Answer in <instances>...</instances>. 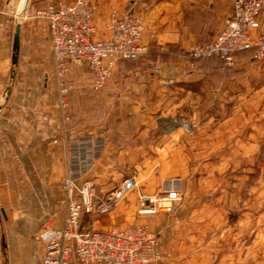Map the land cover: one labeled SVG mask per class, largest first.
Returning a JSON list of instances; mask_svg holds the SVG:
<instances>
[{
	"label": "crops",
	"instance_id": "obj_1",
	"mask_svg": "<svg viewBox=\"0 0 264 264\" xmlns=\"http://www.w3.org/2000/svg\"><path fill=\"white\" fill-rule=\"evenodd\" d=\"M42 1L46 0H31L21 19L15 81L0 112V264H42L45 245L34 236L43 232L45 222L59 227L65 213V195L60 190L67 171L65 136H82L84 128L95 123L104 125L108 139L91 173L99 196L114 190L132 170L147 196L159 194L173 178H181L186 191L172 213L148 218L138 217L131 195L101 216L93 224L95 230L148 224L167 252L163 264H264V166L257 160H242L234 165L236 175L229 176L224 158L218 163L221 175L213 176L211 154L202 173L195 159L197 153L215 149L228 153V120H219V128L212 129L214 118L203 117L216 99L220 104L235 100L242 112L234 127L237 152L261 153L257 147L264 142V86H256L264 61L255 60L252 51L241 52L238 66L232 69L241 82L236 83V93L228 95L222 92L226 83L220 82L217 91L218 85L206 79L214 67L199 69L187 59L191 47L206 45L220 34L235 0H172L177 14L169 20L156 16L161 19L157 23L145 14L143 42L149 54L140 61L119 63L103 93L104 110L88 122L78 110L82 103L78 91L72 97L76 110L63 114L52 106L53 90L56 86L58 94V89L51 80H56L55 74L46 71L53 57L48 24L30 15ZM96 1L99 39L108 36L106 23L113 11L123 13L139 6V0ZM19 4L0 0V103L11 73ZM258 20L255 34L264 35V11ZM249 57L255 65H249ZM180 116L201 117L208 123L204 131L187 136L174 122ZM203 136H218L219 143L202 149ZM240 136L255 140L245 142Z\"/></svg>",
	"mask_w": 264,
	"mask_h": 264
},
{
	"label": "built area",
	"instance_id": "obj_2",
	"mask_svg": "<svg viewBox=\"0 0 264 264\" xmlns=\"http://www.w3.org/2000/svg\"><path fill=\"white\" fill-rule=\"evenodd\" d=\"M97 7L94 0H46V6L37 12V17L48 24L57 106L63 114L70 106L72 86L68 76L72 65L87 66L92 89L100 92L113 78L120 62L139 61L149 54L143 42L144 20L133 9L123 13L113 11L106 23L108 36L96 40ZM263 11L264 0H235L220 34L206 45L191 47L189 58H217L225 69L233 67L238 55L245 51H252L255 60L264 61V35L255 34ZM64 119L69 120L66 115ZM65 138L67 171L60 184L65 195V213L59 227L45 222L43 232L34 236L45 245L42 264H163L167 252L148 225L134 224L112 231L87 227V219L113 212L138 187V182L127 178L111 192L99 196L95 180L89 175L106 149L105 131L97 129ZM138 195L140 215L172 213L182 199L181 182L167 184L155 196Z\"/></svg>",
	"mask_w": 264,
	"mask_h": 264
},
{
	"label": "rangeland",
	"instance_id": "obj_3",
	"mask_svg": "<svg viewBox=\"0 0 264 264\" xmlns=\"http://www.w3.org/2000/svg\"><path fill=\"white\" fill-rule=\"evenodd\" d=\"M18 1L20 3L22 2V0H17V2ZM94 1H96V0H94ZM45 2L42 1L41 5L37 4L36 8L34 10L33 9L31 10L30 15L36 17L38 20L45 21V20L37 17L38 10L43 9L46 6ZM96 3H97V1H96ZM174 3H176V2L172 1V0H149L148 2L146 0H139V6H137V8L133 9V10L143 18L145 26H146L147 20L145 18L146 17L145 14H147V13H148L147 16L149 18L148 21L152 20L155 23H157V21L161 20L159 18L156 19V16H158V17L160 16V18H167L168 20L171 19V17H173L175 14H177L176 12H173L174 8H177V7H175ZM30 4H31V1H30ZM30 4H29V7H30ZM19 6L21 7V5H19ZM97 6H98V3H97ZM20 7H19L18 13H17L19 15H20ZM15 8H16V6H15ZM97 11H98V7H97ZM152 11H154V13ZM25 16H26V14H23V15L21 14V16L19 17L20 22H22L21 19H23ZM96 40H99L98 35H96ZM148 50H149V48H148ZM52 56H53V54H52ZM27 58H29V57H26L23 60L25 61V59H27ZM187 59L190 62L189 64L197 66L199 69H200V67L203 68L204 66L214 67L216 72L214 71V72L208 73V75L206 76V79H208L209 82H211L212 86H214L215 84L218 85L220 82L224 83V85L226 83L227 88H225L226 86L224 88H222L223 93L227 92L228 95L236 93V91H237L236 90V83H240L241 79H240V77L237 76V74L232 72L233 71L232 69L236 68L238 66V64H239L238 57H237V61H236L235 65L233 67L227 68V69L223 68V64L217 58L216 59H209V60L208 59L192 60L188 56ZM125 62H128V61H125ZM131 62H136V61H131ZM248 63H249V65L250 64H252V65L256 64L253 60L250 59V57H249ZM218 69L223 71L224 73H220L218 71ZM46 71L49 72V75L54 76V74H55L54 57H51V65H49V68ZM259 74L260 75L258 77L260 79V82L256 86L262 87V85L264 86V73L260 72ZM251 76L252 75H249V77H250L249 81L252 80ZM51 80L53 83H56V85H57V81L55 80L56 81L55 82L53 77H51ZM254 80H256V79H254ZM68 82L72 86V90H71L70 96H69L70 106H69L68 111L72 112V110L73 111H74V109L76 110V105L73 104V99H72L75 91H78V93H80V95L82 96V103L80 104V106H78V110L82 111L84 120L86 122H88L91 119V117L95 118V115L98 113V111L104 110V105L101 102L105 99V96L103 95V93H104V90L108 84L100 92H95L91 86L90 72L85 65H80V66L74 65V66H72L70 73H69V76H68ZM218 87L219 88L217 91H220V85H218ZM56 91L57 90H56V86H55L53 92H55L56 95H54L55 99H53V103H52L53 108L58 107L57 106L58 94ZM199 91L200 90H197V92H199ZM213 92L214 91L212 90V93ZM214 96H215V94L213 93V97ZM235 102L236 101L233 100V101H228V103H226V104H224V103L220 104L219 100H217V99L212 100V108L210 109V112L209 113L206 112L203 115L204 118L210 117L209 115H211L212 118H214L212 121V124L210 126L212 129H218L219 128V120H221V119L222 120L223 119L228 120L229 130L227 132V134H228V141H227L228 153L227 154L226 153H220L219 149L218 150L215 149V151H213L212 153L202 152L199 154L196 152L197 157L195 156V159L199 163L197 165H198V167H200L199 171L201 173L203 172L202 171L203 170V164L205 163L204 160L206 161L209 158L210 154H211L210 160L212 161V166H213V169H212L213 170V173H212L213 176H215V174L217 176L221 175L219 168H218L219 167L218 163L221 159H224V158L227 159L226 162L229 164L228 171H227V174L229 176H235L236 175V174H234L236 171L233 170L235 168L234 165L237 162L238 163L241 162L242 160H250V159L257 160L258 162H260V164H262L264 166V142L263 141L262 142L260 141L259 146L257 147L259 152H261V153H258V152H256V153H245L246 155H243L242 152H237L235 150V147H236L235 145H236V141H237V137H236L235 130H234V127H236V121L235 120L238 117H240L242 114L241 110H239V108H238L239 106H236L237 103H235ZM204 105L206 108L208 107L207 104H204ZM58 110H59V108H58ZM204 118L200 117L198 120H192V119L186 118L184 116L183 117L180 116V117L176 118V120L174 122H176V124H178V126H180V128H182L185 135L194 136V135L198 134L199 131L200 132L204 131L203 128L208 123L207 120H205L206 118L205 119ZM182 121H184L186 123V125H188L190 127L187 129L186 125H184L182 123ZM263 122H264V120H263ZM103 127H104V125H100L98 123H95L93 128H91V127L84 128L83 131H84V134H86L89 132H93L97 129H101V128L103 129ZM240 138L242 140H244L245 142L255 140L253 137L250 138V137L240 136ZM202 143H204V145H205V147H202V149L203 148L207 149L209 147L207 144H210V145H212L214 143L218 144L219 143V137L218 136H215V137L203 136V142ZM213 150H214V148H213ZM214 167H217V169H214ZM257 171H259V173H261L260 169H257ZM195 172H196V170H195ZM89 177H91V174L89 175ZM127 178H135L138 182V187L134 191L129 193L128 197L126 198V200H127L131 195L135 196V199H136L135 209H136V213H137L138 217L140 216V217H145V218L147 217L148 218V217H152L153 215H155V214H153V215H140L138 213V196H139L138 194L139 193L144 194V193L141 190V184H140V181L135 174V170H132V172L130 174H128V176H126L123 179V181ZM171 180H172V182H175L177 180H180V182L182 181L181 178H173V179H169V181H170L169 183H171ZM95 183H96V191L98 192L99 185L97 184L96 181H95ZM60 190L62 191V194H63L64 192H63L61 186H60ZM162 191H160V192H162ZM185 193H186L185 187H184V185H182V182H181L182 199L178 203V205L183 201ZM157 195H158V193H157ZM126 200H124L123 202H125ZM158 213H161V212H158ZM164 213H166V212H164ZM100 217L101 216L96 217V218L87 219V221L89 220L86 223L87 227L89 229H94L95 227H93L94 226L93 224L97 220H99ZM134 224H142V223L136 222ZM146 225H148V224H146ZM37 242H41V241H37Z\"/></svg>",
	"mask_w": 264,
	"mask_h": 264
},
{
	"label": "water",
	"instance_id": "obj_4",
	"mask_svg": "<svg viewBox=\"0 0 264 264\" xmlns=\"http://www.w3.org/2000/svg\"><path fill=\"white\" fill-rule=\"evenodd\" d=\"M30 1L31 0H22L19 17L21 16V14L23 15V14L27 13ZM20 47H21V22L19 20L15 26V31H14L13 53H12V64H11L10 78H9L7 88H6L4 95H3V100H2L3 102L0 103V112L3 109V104L11 96V92H12L14 81H15L16 70H17V66L19 63Z\"/></svg>",
	"mask_w": 264,
	"mask_h": 264
},
{
	"label": "trees",
	"instance_id": "obj_5",
	"mask_svg": "<svg viewBox=\"0 0 264 264\" xmlns=\"http://www.w3.org/2000/svg\"><path fill=\"white\" fill-rule=\"evenodd\" d=\"M209 59H215V58H208V60H209Z\"/></svg>",
	"mask_w": 264,
	"mask_h": 264
},
{
	"label": "bare ground",
	"instance_id": "obj_6",
	"mask_svg": "<svg viewBox=\"0 0 264 264\" xmlns=\"http://www.w3.org/2000/svg\"><path fill=\"white\" fill-rule=\"evenodd\" d=\"M19 5H21V3H20ZM19 7H20V6H19Z\"/></svg>",
	"mask_w": 264,
	"mask_h": 264
}]
</instances>
